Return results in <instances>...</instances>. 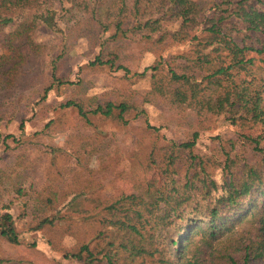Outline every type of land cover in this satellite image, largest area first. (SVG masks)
<instances>
[{
	"label": "trees",
	"instance_id": "16d2710c",
	"mask_svg": "<svg viewBox=\"0 0 264 264\" xmlns=\"http://www.w3.org/2000/svg\"><path fill=\"white\" fill-rule=\"evenodd\" d=\"M57 22L70 26L86 22L89 31L97 27L100 49L89 64L123 69L125 76L148 73L150 87L144 95L148 101L158 99L174 109L189 110L198 120L222 117L232 124L257 125L261 133L254 138L242 135L245 142L237 146L217 134L211 137L209 150L197 151V130L189 139L174 140L166 138L160 126L146 122L139 129L132 124L130 152L119 148L118 154L115 150L106 157L101 154L98 162L94 155L95 163L82 161L92 148L85 139L73 149L78 164L90 172L107 171L105 178L113 173L108 161L115 157V175L130 178L135 187L103 200L108 184L86 185L77 189L87 197L76 212L72 199L61 209L56 191L49 188L45 189L53 196L41 190L36 197L31 195L42 210L33 205L39 211L38 226H50L47 242L60 252L62 260L54 263L264 264V0H0V34L13 25L16 35L32 44L31 33ZM109 39H139L150 49L165 43L152 64L132 72L117 62L116 51L105 52ZM17 50L7 59L0 56L1 66L11 64L0 70L1 85H12L18 68L33 56ZM49 66L50 83L40 91L41 102L54 86L80 84L57 73L56 59ZM68 107L76 111L82 132L103 117L115 116L128 126L146 111L140 102L114 98L89 104L69 98L55 109ZM132 111L134 117L129 116ZM14 115L12 108L1 111L0 123ZM54 120L51 117L45 128ZM23 128L21 121L19 129ZM246 144L256 160L249 159ZM126 158L156 170L157 183L152 179L145 183L141 174L126 169ZM27 186L20 182L14 190L23 196L29 192ZM28 202L25 199L23 206ZM5 222L1 234L18 243L11 213H5ZM65 233L73 236V244L63 243ZM223 237H234V242H222ZM10 264L40 263L22 257Z\"/></svg>",
	"mask_w": 264,
	"mask_h": 264
},
{
	"label": "rangeland",
	"instance_id": "374dc122",
	"mask_svg": "<svg viewBox=\"0 0 264 264\" xmlns=\"http://www.w3.org/2000/svg\"><path fill=\"white\" fill-rule=\"evenodd\" d=\"M64 5H69L68 1H64ZM54 6L59 9L57 2ZM57 17L58 11L54 19L58 20ZM53 25L39 26L31 33L32 44L25 36H17L13 25L5 27L4 32L0 34V56L7 59L16 47L18 52L33 55L28 63L18 68L17 80L12 85L0 84V112H7L11 108L15 111L10 121L3 120L0 123V183L3 184L0 187V193L3 195L0 199V264H10L14 259L22 257L40 264H55L54 261L62 260L60 252L47 242L51 234L50 226H38L40 223L38 213L39 211L42 213V210L35 203L36 199L30 197L31 195L36 197L38 190L52 196L49 190L56 191L61 209H65V204L72 199L73 209L77 208L76 212L86 203L87 197L77 193V189L86 185L99 183L98 181L108 184V187L103 188V200L114 194L129 193L134 189L133 180L115 175L116 168H113L115 157L108 161L113 173L105 178L103 172L107 171H97L95 168L88 172L83 165L78 164L73 149L79 147L85 139H88L86 142H90L92 148L89 155L83 156L82 161L95 163L101 154H105L106 157L114 150L117 154L120 153L119 148L123 153L130 152L132 148L130 127L135 125L140 129L146 122L160 126L165 137L174 140L189 139L195 130L199 131L197 151L209 150L211 137L217 134L237 146L238 143L242 145L244 141L242 135L254 138L261 133L257 125L232 124L222 117L198 120L189 110L174 109L158 99L148 101L144 97L150 87L148 73L142 77L125 76L123 69L89 64L100 49L96 37L97 27L92 26L89 31L86 22L74 26L63 22ZM162 44L150 49L144 48V42L139 39L133 41L109 39L104 49L105 52L116 51L117 62L132 72H141L155 61ZM51 59H56L57 73L60 76L74 81L80 80V84L77 86L65 83L54 86L49 90L47 99L41 102L40 91L43 86L50 83ZM10 65H0V70L4 72ZM69 98H78L87 104L109 98L140 102L146 111L136 117L132 111L129 116L134 118L128 126L117 122L115 116L103 117L96 119L93 128H87L82 132L76 111L70 107L63 110L55 109L60 102ZM51 117L55 119L53 124L45 128ZM21 121L24 122L22 130L19 129ZM138 128L136 130L139 131ZM9 134L12 136L6 137ZM245 147L247 148V144ZM245 152L249 154L250 160L258 158L250 147ZM133 160L124 159L123 166L141 174L140 177L145 183L150 179L157 183L159 174L156 170L146 167L141 161ZM143 168L146 170L143 171ZM77 172L81 176H77ZM130 175L136 181L134 174ZM20 182L28 185L29 192L23 196L17 195L14 190ZM139 184L141 181L137 185ZM25 199H29L27 206H23ZM6 204L9 207H5ZM34 204L39 211L33 210ZM5 213H11L14 217L18 243L10 242L1 234V225L6 223ZM65 235L63 243L70 245L75 242L72 235L67 233ZM223 241L232 244L234 237L230 240L223 237Z\"/></svg>",
	"mask_w": 264,
	"mask_h": 264
}]
</instances>
